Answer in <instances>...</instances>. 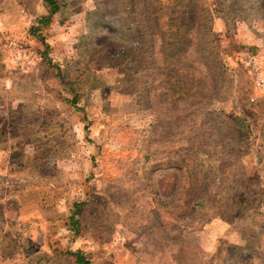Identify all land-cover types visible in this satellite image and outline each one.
<instances>
[{
	"label": "rangeland",
	"instance_id": "obj_1",
	"mask_svg": "<svg viewBox=\"0 0 264 264\" xmlns=\"http://www.w3.org/2000/svg\"><path fill=\"white\" fill-rule=\"evenodd\" d=\"M55 1L0 0V264H264V0Z\"/></svg>",
	"mask_w": 264,
	"mask_h": 264
},
{
	"label": "crops",
	"instance_id": "obj_2",
	"mask_svg": "<svg viewBox=\"0 0 264 264\" xmlns=\"http://www.w3.org/2000/svg\"><path fill=\"white\" fill-rule=\"evenodd\" d=\"M28 105L25 100H18L17 105H10L5 98L0 96V115H5L15 112H26L25 106ZM37 107H40L38 105ZM10 128L4 127V123L0 119V177H7L8 170L12 167L9 165L17 160V152H20L21 145L14 138L13 132H8ZM28 144V143H27ZM32 144V143H31ZM32 146V145H31Z\"/></svg>",
	"mask_w": 264,
	"mask_h": 264
},
{
	"label": "trees",
	"instance_id": "obj_3",
	"mask_svg": "<svg viewBox=\"0 0 264 264\" xmlns=\"http://www.w3.org/2000/svg\"><path fill=\"white\" fill-rule=\"evenodd\" d=\"M45 2L49 6V8L51 10V14H54L58 9L57 2L55 0H45ZM78 263L79 264H89V262H87L84 258H81V257L78 258Z\"/></svg>",
	"mask_w": 264,
	"mask_h": 264
},
{
	"label": "built area",
	"instance_id": "obj_4",
	"mask_svg": "<svg viewBox=\"0 0 264 264\" xmlns=\"http://www.w3.org/2000/svg\"><path fill=\"white\" fill-rule=\"evenodd\" d=\"M260 81L264 84V79H261Z\"/></svg>",
	"mask_w": 264,
	"mask_h": 264
}]
</instances>
